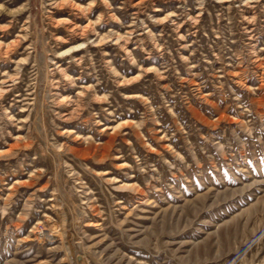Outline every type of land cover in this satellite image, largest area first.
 Returning a JSON list of instances; mask_svg holds the SVG:
<instances>
[{
	"label": "rangeland",
	"instance_id": "obj_1",
	"mask_svg": "<svg viewBox=\"0 0 264 264\" xmlns=\"http://www.w3.org/2000/svg\"><path fill=\"white\" fill-rule=\"evenodd\" d=\"M243 1L0 0V264H264Z\"/></svg>",
	"mask_w": 264,
	"mask_h": 264
},
{
	"label": "bare ground",
	"instance_id": "obj_2",
	"mask_svg": "<svg viewBox=\"0 0 264 264\" xmlns=\"http://www.w3.org/2000/svg\"><path fill=\"white\" fill-rule=\"evenodd\" d=\"M244 1H246L247 2V0H244ZM243 1V2H244ZM245 2V3H246ZM250 2H253V1H251L250 0ZM253 3H255V2H253ZM247 4V3H246ZM252 4V3H251ZM249 6H250V4H249ZM252 6V5H251ZM79 8V7H78ZM252 8V7H251ZM77 9V8H76ZM78 11V10H77ZM79 12H80V10H79ZM248 12V11H247ZM251 17V16H250ZM253 17V16H252ZM66 22V21H65ZM71 22V21H70ZM69 26V28H71V30L77 35V36H80L81 35V33H82V29H81V27H79V25H77L75 22L74 23H72L71 22V24L69 23L68 24ZM85 27V26H84ZM87 27V26H86ZM85 27V28H86ZM71 32V31H70ZM76 36V37H77ZM82 36V35H81ZM81 39V38H80ZM62 40V39H61ZM14 82V80H13V78L11 77V75H8V76H6L4 79H2L1 80V82H0V92H4V91H6V90H8L11 86H12V83ZM10 83V84H9ZM81 259V258H80Z\"/></svg>",
	"mask_w": 264,
	"mask_h": 264
}]
</instances>
